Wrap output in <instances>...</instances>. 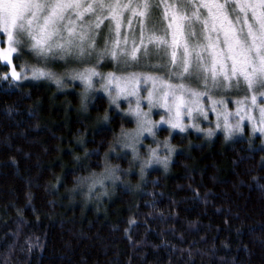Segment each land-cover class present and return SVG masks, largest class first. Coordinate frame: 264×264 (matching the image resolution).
<instances>
[{
	"label": "trees",
	"instance_id": "1",
	"mask_svg": "<svg viewBox=\"0 0 264 264\" xmlns=\"http://www.w3.org/2000/svg\"><path fill=\"white\" fill-rule=\"evenodd\" d=\"M66 84L0 78V264H264V150L244 140L190 135L141 190L70 202L132 122Z\"/></svg>",
	"mask_w": 264,
	"mask_h": 264
},
{
	"label": "snow or ice",
	"instance_id": "2",
	"mask_svg": "<svg viewBox=\"0 0 264 264\" xmlns=\"http://www.w3.org/2000/svg\"><path fill=\"white\" fill-rule=\"evenodd\" d=\"M105 23L115 36L109 35L97 50L96 37ZM22 45L42 58L37 64L45 65L31 67L33 79L54 78L46 70L50 56L88 64L95 53L97 63L110 56L117 67L123 63L142 68L146 58L163 53L161 75L144 71L101 75L95 64L72 74L86 91L94 87L92 78L100 77L101 88L117 108L121 98L128 101L136 127L122 132L121 147L134 154L145 134L155 137L157 125L184 132L182 116L189 122L193 113L208 119L209 108L217 117V128L223 119L225 139L242 131L246 119L254 133L264 135V100L258 103V96L264 97V0H0V68H7L0 78H22L27 66L19 71L15 66ZM55 82L60 84L58 78ZM241 82L247 91L230 112L232 101L216 99L214 90L235 87L238 94ZM141 83L145 87H139ZM202 97H207L206 103ZM142 100L148 111L141 107ZM153 108L167 115L160 114L154 122Z\"/></svg>",
	"mask_w": 264,
	"mask_h": 264
},
{
	"label": "rangeland",
	"instance_id": "3",
	"mask_svg": "<svg viewBox=\"0 0 264 264\" xmlns=\"http://www.w3.org/2000/svg\"><path fill=\"white\" fill-rule=\"evenodd\" d=\"M162 12V9L157 10V16H159V13ZM125 22V27H126ZM139 26L137 25V34H138ZM109 35L115 36V33L112 32L109 33L107 23L101 25V29L98 31V35L96 37V47L97 50L102 49L105 45V41L109 38ZM122 39V38H121ZM23 48V51L18 53L19 54V60L15 61V66L17 68V71L22 66H27V69L25 73L22 75V78L17 81H11V78L9 77V80L13 82L14 84H21L27 81H39V80H46L49 82H52L53 84H58L55 82V78H58L60 80L59 86L62 88H65L64 85H67L66 83L70 84H78L80 86V90L82 91L81 95L83 97V101L90 102L91 99L97 97V96H103L107 99L108 104L112 109L114 108L115 111L128 119L132 122L131 131L136 127L135 117L132 115V113L129 111V103L124 98H121L117 101V103L120 105L119 108L116 107L115 104L111 103L110 97L108 94H106L103 89L101 88V84L104 83V81L100 77H93V84L94 87L88 89L87 91L84 88V85L78 80L73 79L72 74L75 71H80L84 67H92L93 64H95L96 69L98 72L101 73V75H106L109 72H113L115 75H125L128 72H134V71H144L149 72L150 74L154 75H161V73L164 72V69L161 67L162 64V57L163 53L161 55H155L153 54L151 58H146L143 61V67L142 68H132V67H125L123 63L117 67L116 61H114L110 56L105 57L104 59H101L99 63L96 62V54L93 53L91 57V63L88 64H81L79 60H68L60 59V58H52L51 56L48 57L49 63L46 66V70L50 71L54 74V78H37L33 79L31 77V67L35 65L36 67H45L43 64H37L36 61L38 59H42L41 57H37L35 53H33L26 45L21 46ZM27 53V54H24ZM166 59H170V57H167ZM67 61V62H66ZM61 68L64 69L63 72H61ZM235 83V82H233ZM151 84H148V87H150ZM195 87V84L193 85ZM139 87H145L142 83L139 85ZM62 88V89H63ZM109 91H113L114 89H109ZM247 89L246 86L243 85V82H241V89L239 90L237 94V89L233 87L232 89H224L219 88L214 90L215 92V98L220 99L221 97H224L226 100V103L230 100L232 101L231 106L229 107L230 112H234L236 108L235 101L238 98H241L245 95ZM144 95H147V91L145 90ZM248 95H251V93H248ZM131 104L132 107H135V100L132 98ZM264 100V97L258 96V103ZM202 103H206L207 97L201 98ZM141 107L148 111L147 104L145 101H141ZM160 114L167 115L163 112V109L159 108H153L151 109V118L152 120L158 121L160 120ZM258 120V113L255 114ZM182 122L185 124V131L180 132L179 129H171L167 124H159L154 129L156 135H155V141H161L165 138L168 139L169 143L175 146V153L173 156L172 161L174 160L175 156L182 151H185L186 149H183L181 145H178L179 143H182L183 140L187 139L190 135L199 136L204 141L209 142L212 139H214L217 136H221L225 141H235V140H244L248 142L249 144L253 146H257L259 149L264 150V135H261L259 132H253V125L249 124L247 119L242 122V131L240 132H234L232 136L229 139H225L224 132H223V119L220 120V128H217V117L216 115L211 111V109H208V119H205L204 116L200 115L199 113H193V119L191 122L188 121L187 116H182ZM238 119V117H237ZM198 126V127H197ZM208 130L213 131V135L208 136L205 133ZM143 143L138 145V153L142 155H146L149 150L153 147H157V143L154 142L153 137L148 136L145 134L142 137ZM123 141L122 132L119 133L118 138L116 140V144L114 146V149H111L110 152L107 154V157L104 160V168L102 169L101 173L104 172L106 166L113 165L114 160H118L121 157H126L128 159L129 165L133 163L132 161V155L133 152L131 149L123 148L121 147V142ZM119 160H122L119 159ZM171 161V162H172ZM171 164V163H170ZM115 165V164H114ZM135 169V167H133ZM161 170L159 167L152 166L147 170V173L151 170ZM136 171V170H135ZM137 176V173H136Z\"/></svg>",
	"mask_w": 264,
	"mask_h": 264
},
{
	"label": "clouds",
	"instance_id": "4",
	"mask_svg": "<svg viewBox=\"0 0 264 264\" xmlns=\"http://www.w3.org/2000/svg\"><path fill=\"white\" fill-rule=\"evenodd\" d=\"M83 104V100H81ZM86 110V108L84 109ZM157 147H153L146 155L133 153L132 161L127 168H120L119 165H108L102 173H89L74 178L71 186L65 189L70 202H75L79 196L83 204H88L92 200L99 201L102 197H110L115 194L116 186L126 188L129 192L141 190L146 179L147 170L156 166L164 173L170 170V163L175 153V146L170 144L165 138L161 141H155ZM135 167L137 181L133 183L129 178V173Z\"/></svg>",
	"mask_w": 264,
	"mask_h": 264
}]
</instances>
